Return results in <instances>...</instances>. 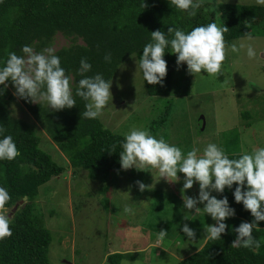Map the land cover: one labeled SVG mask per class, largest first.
<instances>
[{"label": "trees", "instance_id": "trees-1", "mask_svg": "<svg viewBox=\"0 0 264 264\" xmlns=\"http://www.w3.org/2000/svg\"><path fill=\"white\" fill-rule=\"evenodd\" d=\"M208 4L204 1L196 15L189 17L175 9L169 0H0V61L6 60L11 51L20 55L25 44L31 45L35 51L51 47L60 34L68 43L56 49L55 54L60 57L66 74L72 78L74 93L81 78L76 70L82 57L92 64V70L86 75L98 72L106 80H111L126 58L133 55L138 59L142 55L143 46L150 41V32L155 30L167 32L170 26L190 30L214 21L227 27L225 48L231 47L233 40L253 35V30L264 32V5L220 2L209 7ZM167 51L170 49H166L163 57L167 62L163 84L144 82L149 97L164 96L167 101L158 120L151 123L150 134L179 147L188 143L187 147L194 139L200 141L199 133L194 128L192 130L187 119L175 114L171 109L175 104L167 97L172 90L188 93L187 88L182 87L183 75L187 71L177 77L184 66L177 70L176 54ZM107 53L111 54L110 62L104 60ZM13 92L14 88L8 82V87L0 95V127L5 129V135L13 137L20 154L12 161H0V186L6 187L10 195L2 209L10 210L24 196L27 199L10 216L5 213L10 219L11 235L0 239V264H50L51 232L44 226L40 213L35 212V201L40 186L63 174L66 168L40 148V136L43 132L48 136L67 158L74 173L84 169L90 179L105 181L111 171L120 169L119 143L123 134L105 127L99 117L82 118L84 101L79 97L72 108L52 111L46 104L26 102ZM15 99L22 103V110L31 121L13 114L11 104ZM247 113L244 111L242 116L247 118ZM179 118L188 122L177 121ZM200 120L202 122L203 117ZM158 128L163 130L161 135L155 134ZM112 146H115V152L110 153L108 150H112ZM225 153L230 158L240 155ZM224 195L235 209V216L226 220L230 227L226 228L221 239L203 237L202 245L176 264H264V221L259 222V227L252 233L259 247L232 246L237 234L231 229L241 222H251L253 218L242 204L234 202L231 191L226 189ZM133 257L130 252L117 251L108 254V262L119 264Z\"/></svg>", "mask_w": 264, "mask_h": 264}, {"label": "rangeland", "instance_id": "rangeland-1", "mask_svg": "<svg viewBox=\"0 0 264 264\" xmlns=\"http://www.w3.org/2000/svg\"><path fill=\"white\" fill-rule=\"evenodd\" d=\"M204 1L209 2V7L220 2L264 5L257 0ZM248 37L252 40L248 41ZM241 42L252 43L256 56L250 59L243 50L234 53L228 47L222 73L217 76L204 77L206 73L203 72L196 74L198 77L188 72L183 75L186 65L177 73V77L183 75L182 87H186L188 93L172 90L167 96L175 104L171 109L189 121L200 139L197 142L194 139L187 147L188 143L182 144L180 148L184 152L194 145L202 148L209 142L219 144L225 152L239 154L264 147V32L253 30V35L233 40L237 46ZM67 43L57 34L51 47L56 50ZM136 60L132 55L119 65L111 79L112 101L99 116L105 127L121 134L133 127L146 128L150 132L151 123L158 120L167 102L164 96L149 97L146 93ZM15 100L11 104L13 114L31 121L22 110V103ZM244 111H248L247 118L242 116ZM183 119L177 121L188 122ZM162 132L158 128L155 134ZM42 135L40 148L66 168L63 174L40 186L35 201V212L40 213L44 226L51 232L50 264H110L108 254L112 250L125 249L130 250L134 259L127 258L119 264H176L202 245L204 228L214 221L202 211L194 213V210L183 209L182 173H178L180 179L176 182H167L159 179L155 169L120 168L111 171L105 181L93 180L84 169L74 173L67 158L44 132ZM137 180L147 186L143 192L138 189ZM197 192L198 185L194 183L184 194L195 196ZM126 205L131 207V214L123 211ZM0 213L9 215L12 208L0 209ZM185 223L195 230L192 240L181 231ZM161 229L168 233L157 243V233Z\"/></svg>", "mask_w": 264, "mask_h": 264}, {"label": "clouds", "instance_id": "clouds-1", "mask_svg": "<svg viewBox=\"0 0 264 264\" xmlns=\"http://www.w3.org/2000/svg\"><path fill=\"white\" fill-rule=\"evenodd\" d=\"M257 2L264 4V0ZM169 3L193 17L204 0H169ZM225 31L227 27L219 26L214 21L191 27L190 30L170 26L167 32L152 31L150 41L143 46L142 55L136 60L137 70L144 82L162 85L167 75V62L163 57L166 49H170L167 52L176 54L177 70L186 65V71L193 76L202 71L209 76H217L222 73L225 60ZM247 40L251 41L252 37ZM241 50L250 59L256 56L250 42L231 45L232 52L238 53ZM20 52V55L14 51L8 52L7 59L0 61V85H3L0 95L8 87L6 82H11L14 96L26 102L46 104L52 111L72 108L77 104L76 97H79L84 101V110L80 114L84 119H97L109 101H112V80H106L98 72L86 75L92 70V64L86 57L79 61L76 71L81 78L73 93L72 78L61 66L60 57L55 54L53 47L35 51L31 45L25 44ZM104 60L110 62L111 54H105ZM119 147L122 170L155 169L159 179L164 178L167 182H176L180 179L178 173L183 174V209L189 212L194 210V213L202 211L214 221L204 228L206 239H221L226 228L230 227L226 220L235 216V209L230 206L228 196L224 193L226 189L231 191L234 202L242 204L243 209L253 218L251 222H241L231 229L237 234L232 246L259 247L252 233L259 227V222L264 221V147L242 151L236 158H230L223 147L214 142L202 148L194 145L184 152L162 137L151 135L148 129L136 127L123 134ZM114 149L115 146H112V150L108 151L115 152ZM19 154L13 137L5 135V129L0 127V161H12ZM135 183L141 192L147 187L142 181L137 180ZM194 183L198 185L197 194L185 195V190L191 189ZM9 199L7 188L0 186V209ZM123 211L132 213L131 207L127 205ZM181 231L188 239L192 240L195 236V230L187 223L183 224ZM167 233L164 229L159 230L157 243ZM10 235V219L0 213V239Z\"/></svg>", "mask_w": 264, "mask_h": 264}, {"label": "water", "instance_id": "water-1", "mask_svg": "<svg viewBox=\"0 0 264 264\" xmlns=\"http://www.w3.org/2000/svg\"><path fill=\"white\" fill-rule=\"evenodd\" d=\"M203 126H204V120L202 121V123H201V128H203ZM26 199V196H24L23 197V199L21 200V201H18L13 207H12V212H14L17 208H18V206L19 205H21L22 203H23V201ZM11 214V213H10ZM9 214V215H10Z\"/></svg>", "mask_w": 264, "mask_h": 264}, {"label": "crops", "instance_id": "crops-1", "mask_svg": "<svg viewBox=\"0 0 264 264\" xmlns=\"http://www.w3.org/2000/svg\"><path fill=\"white\" fill-rule=\"evenodd\" d=\"M133 250V249H132ZM127 250L125 249V250H122V251H118V252H126ZM130 250H128L127 252H129ZM113 252H117V250L115 251V250H112V253ZM110 254V253H109Z\"/></svg>", "mask_w": 264, "mask_h": 264}]
</instances>
